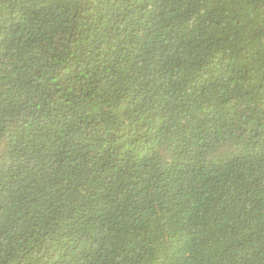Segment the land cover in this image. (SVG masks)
<instances>
[{
	"label": "trees",
	"instance_id": "1",
	"mask_svg": "<svg viewBox=\"0 0 264 264\" xmlns=\"http://www.w3.org/2000/svg\"><path fill=\"white\" fill-rule=\"evenodd\" d=\"M0 264H264V0H0Z\"/></svg>",
	"mask_w": 264,
	"mask_h": 264
}]
</instances>
